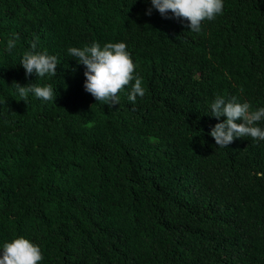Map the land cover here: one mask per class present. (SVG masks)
Wrapping results in <instances>:
<instances>
[{
    "label": "trees",
    "instance_id": "1",
    "mask_svg": "<svg viewBox=\"0 0 264 264\" xmlns=\"http://www.w3.org/2000/svg\"><path fill=\"white\" fill-rule=\"evenodd\" d=\"M223 4L196 33L145 15L150 0H0V250L22 237L40 264H264V141L209 135L218 96L264 107V0ZM93 42L127 45L135 104L131 84L112 107L85 92L68 49ZM26 51L56 56L57 75L26 77Z\"/></svg>",
    "mask_w": 264,
    "mask_h": 264
},
{
    "label": "clouds",
    "instance_id": "2",
    "mask_svg": "<svg viewBox=\"0 0 264 264\" xmlns=\"http://www.w3.org/2000/svg\"><path fill=\"white\" fill-rule=\"evenodd\" d=\"M151 7L145 15L150 16L155 9L162 18L187 21L185 25L189 31L198 33L204 21H213L223 14V0H150ZM171 13V17L168 16ZM19 36L13 34L7 42L9 51L16 47ZM36 48V42L30 46ZM68 53L84 66L85 81L83 88L97 102L113 105L119 104V93L131 84L128 100L135 104L137 97H143L146 89L143 80L134 76L136 65L133 63L127 45L123 42L106 43L102 48L99 43L93 42L91 46L69 48ZM59 62L56 56L45 52L26 51L20 62L25 76L35 75L36 78L54 77ZM134 81V83H132ZM21 100L27 99L29 94L44 101H55L51 84L38 86L35 83L21 86L13 83ZM211 117L223 122L216 123L209 135L219 148H226L235 139L245 136L256 141H264V129L257 126L264 121V107L252 110L247 103L237 102L236 97L226 101L217 97L210 105ZM241 121V123H237ZM155 137L150 138V143H157ZM43 255L39 246L25 238H16L7 242L0 250V264H40Z\"/></svg>",
    "mask_w": 264,
    "mask_h": 264
}]
</instances>
